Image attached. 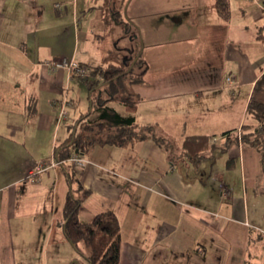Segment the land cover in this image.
<instances>
[{
	"label": "crops",
	"instance_id": "0c3cea01",
	"mask_svg": "<svg viewBox=\"0 0 264 264\" xmlns=\"http://www.w3.org/2000/svg\"><path fill=\"white\" fill-rule=\"evenodd\" d=\"M216 2L0 0V264L77 258L63 228L66 171H30L69 135L68 127L60 141L62 91L84 83L70 60L118 63L113 51L127 35L142 40L137 107L111 103L153 124L155 137L96 144L86 165H69L91 190L81 218L117 215L118 264H264L260 153L238 141L222 146L223 132L254 123L246 111L264 73V0H229V18ZM68 100L71 119L74 91ZM199 134L215 135L216 146L190 159L184 139Z\"/></svg>",
	"mask_w": 264,
	"mask_h": 264
},
{
	"label": "trees",
	"instance_id": "16d2710c",
	"mask_svg": "<svg viewBox=\"0 0 264 264\" xmlns=\"http://www.w3.org/2000/svg\"><path fill=\"white\" fill-rule=\"evenodd\" d=\"M219 12L225 17L230 16L229 0H217ZM128 26V30H129ZM125 58L126 64L129 63ZM137 63L142 68L134 77V66L124 69L123 64L112 62L107 66H80L85 67L79 75L89 90L90 110L82 114L73 123L68 124L70 133L68 137L55 147L58 159L62 160L60 166L64 168L69 184L68 193L63 206L64 232L75 247L78 256L72 264H118L121 254V226L117 215L113 211L98 213L91 220H83L80 208L83 200L91 193L77 177L75 171L69 167L68 158L73 151L79 150L86 154L96 144H115L126 146L135 140L144 139L155 135L153 124L140 123L135 114H123L113 101L123 104L127 110L133 112L137 107V95L128 90L126 78L130 76V83L140 82L145 72L144 60L139 53ZM247 116L254 123L242 124L240 130H227L223 132L226 136L224 149L233 142L257 148L260 153L261 168L264 176V73L256 80L247 104ZM93 113L96 116L92 117ZM234 132V135H233ZM155 137V136H154ZM163 144L161 136H156ZM215 135L199 134L188 135L183 142L184 153L190 159H201L202 151L216 146L211 142ZM81 243L90 251L86 253Z\"/></svg>",
	"mask_w": 264,
	"mask_h": 264
},
{
	"label": "rangeland",
	"instance_id": "374dc122",
	"mask_svg": "<svg viewBox=\"0 0 264 264\" xmlns=\"http://www.w3.org/2000/svg\"><path fill=\"white\" fill-rule=\"evenodd\" d=\"M120 19L121 16H120ZM120 31V28H119ZM120 37V36H119ZM130 35L127 36H123L121 38H119V49H114V53L117 54L119 52V64H123L122 67H124V69H128L131 68L132 66H134V77L137 75L136 73L139 72L142 68V65L140 63L136 62V59L141 51V45H142V40H132L130 39ZM125 58H129L127 61L129 63H125L126 60ZM75 63V64H80L78 61H76L75 59L70 60V66ZM83 66H86V64H82ZM74 73L76 74L75 70ZM131 77L128 76L126 78V84L128 87V90H132V83L129 82V79ZM78 80L79 77H77ZM81 82V81H80ZM72 87V88H71ZM71 90L75 92L76 98H77V105H76V114L75 111L72 114V118H68V115L70 113V110L73 109L75 107V104H66L65 106V111H66V118H63L60 122H58V128H61V131L59 132V139L60 141L62 140V133L63 130H67L68 128V124L73 123L76 120V117L81 116L82 114H86L89 110H90V98H89V90L88 87L83 83L80 84L79 82L74 83L72 86H70L69 84L66 83L63 91H62V98H67L69 99V94L71 93ZM81 98V99H80ZM117 107L121 110L120 105H117ZM61 108V105H60ZM79 115V116H78ZM74 116V117H73ZM96 116V113H93L92 117ZM247 118H249L247 116ZM250 119V118H249ZM68 123V124H67ZM70 133V130L68 131ZM156 132L158 134L163 133L159 128L156 129ZM218 140V138H217Z\"/></svg>",
	"mask_w": 264,
	"mask_h": 264
},
{
	"label": "built area",
	"instance_id": "2783aa9c",
	"mask_svg": "<svg viewBox=\"0 0 264 264\" xmlns=\"http://www.w3.org/2000/svg\"><path fill=\"white\" fill-rule=\"evenodd\" d=\"M70 67L72 68L73 71L75 70V72L76 73H79V74L80 73H83L86 70L85 67L80 66L79 64H75V63H73ZM228 78L231 81L232 77L229 76ZM68 103H69L68 97L67 98L65 97L62 100L61 108L58 111L57 124L63 118H66L65 106ZM238 133H239V138H241L240 130L238 131ZM211 141L212 142H216L217 141V137H213L211 139ZM62 162H63L62 160H60V159L57 158L56 153L54 151L51 156L46 157V158L38 159L35 162L33 168L31 169L30 174L33 175V174H36V173L43 172L45 170H49L52 167L60 166ZM68 162L70 164L74 165V166L75 165H77V166H84V165L87 164L88 158L85 156L84 153H82L79 150H76V151H73L71 153V155L68 158Z\"/></svg>",
	"mask_w": 264,
	"mask_h": 264
}]
</instances>
